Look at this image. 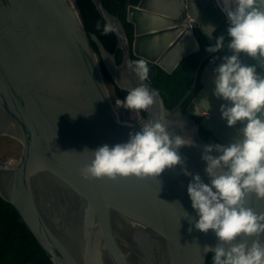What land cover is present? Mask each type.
<instances>
[{
  "label": "water",
  "instance_id": "1",
  "mask_svg": "<svg viewBox=\"0 0 264 264\" xmlns=\"http://www.w3.org/2000/svg\"><path fill=\"white\" fill-rule=\"evenodd\" d=\"M93 1L115 29V53L87 32L73 0H0V136L23 144L17 163L0 157V197L16 207L53 264H206L210 253L204 247L218 241L211 230L204 234L194 227L198 216L187 194L191 176L184 170L210 183L201 159L208 143L200 128L227 146L242 127L227 126L213 95L214 69L232 53L226 46L208 53L204 68L203 60L190 89L171 109L151 80L141 82L126 62L136 56L173 73L200 49L201 36L214 43L213 29L227 18L217 0H141L128 8L132 44L120 16L103 0ZM102 65L122 90L144 83L158 92L157 104L144 111L145 122L165 116L176 134L193 141L179 149L183 165L165 169L159 183L81 176L92 158L85 149L126 143L144 124L120 119ZM198 82L203 87L188 115L182 105ZM208 93L206 114L197 102ZM256 207L264 210V202Z\"/></svg>",
  "mask_w": 264,
  "mask_h": 264
},
{
  "label": "clouds",
  "instance_id": "2",
  "mask_svg": "<svg viewBox=\"0 0 264 264\" xmlns=\"http://www.w3.org/2000/svg\"><path fill=\"white\" fill-rule=\"evenodd\" d=\"M217 6L227 18L226 35H218L205 51L216 54L226 46L232 54L222 57L214 69L213 95L227 102L219 109L227 126L239 123L242 127L227 146H204L201 159L210 183L184 170V175L191 176L187 194L198 216L195 229L204 234L211 230L218 241L215 247L203 249L205 254L212 253V264H264V210L256 207L264 202V0H217ZM114 30L109 23L103 27L104 34ZM126 67L141 82L149 80L146 59L129 60ZM157 96L158 92L141 83L128 89L125 99L116 104L151 112ZM197 106L206 114L210 108L207 98ZM192 144L190 137L173 131L165 116L150 118L139 131L129 133L126 143L85 149L92 158L80 173L85 180L136 177L157 181L165 169L183 165L179 149Z\"/></svg>",
  "mask_w": 264,
  "mask_h": 264
},
{
  "label": "trees",
  "instance_id": "3",
  "mask_svg": "<svg viewBox=\"0 0 264 264\" xmlns=\"http://www.w3.org/2000/svg\"><path fill=\"white\" fill-rule=\"evenodd\" d=\"M140 1L141 0H103L109 12L111 11L112 14H118L120 16L132 44L135 37V27L134 24L128 20V8L130 5H138ZM76 5L87 32L97 35L106 49L109 52L115 53L118 38L113 31L104 34L103 27L106 22L98 12L94 1L77 0ZM98 23L100 24L99 29L97 28ZM227 27L228 22H226V20L222 21L213 33L214 39L221 33L226 35ZM199 43L200 49L187 55L173 73H168L158 65L148 62V67L150 69L149 80L158 88V91L164 98V102L169 109L173 108L190 89L198 67L208 54L205 49L209 46H213L215 41L213 44H209L204 37L201 36L199 38ZM92 45L99 53L96 43L92 42ZM137 59L139 58L136 56L132 58V60ZM122 61L123 53L122 51H118L117 63L121 64ZM206 61L207 60L203 61L202 69ZM102 69L107 83H112L114 85V94L125 98L127 91L120 89L114 84L110 74L103 65ZM202 87L203 85L198 82L191 96L182 105L184 113L190 115L188 106ZM140 112L145 118V112L142 110ZM196 121L200 122L201 118H196ZM200 134L208 144H214V142L220 144V142L212 136L211 132L203 127L200 128ZM0 264H53L45 250L38 243L31 229L23 221L16 207L2 197H0ZM206 264H212V253L208 255Z\"/></svg>",
  "mask_w": 264,
  "mask_h": 264
},
{
  "label": "rangeland",
  "instance_id": "4",
  "mask_svg": "<svg viewBox=\"0 0 264 264\" xmlns=\"http://www.w3.org/2000/svg\"><path fill=\"white\" fill-rule=\"evenodd\" d=\"M76 4L77 0H73ZM110 94H114V85L107 83ZM135 117L134 122H139L137 113L133 115ZM144 120V119H143ZM23 153V144L18 139L11 136H0V157L5 160H16L19 161Z\"/></svg>",
  "mask_w": 264,
  "mask_h": 264
},
{
  "label": "built area",
  "instance_id": "5",
  "mask_svg": "<svg viewBox=\"0 0 264 264\" xmlns=\"http://www.w3.org/2000/svg\"><path fill=\"white\" fill-rule=\"evenodd\" d=\"M227 22V19H226ZM112 97V103L114 108L117 110V112L119 113L120 119L124 122L129 121V122H134L135 117H133V115H135V113H137V117H138V121L139 123H145V118L142 116L140 111H132V110H128L126 108L123 107L122 104H116L117 100H121L123 101L125 98L121 97V96H117L115 94L111 95ZM144 119V120H143ZM12 163H17L18 161L12 159L9 160Z\"/></svg>",
  "mask_w": 264,
  "mask_h": 264
},
{
  "label": "bare ground",
  "instance_id": "6",
  "mask_svg": "<svg viewBox=\"0 0 264 264\" xmlns=\"http://www.w3.org/2000/svg\"><path fill=\"white\" fill-rule=\"evenodd\" d=\"M210 97H211V93H208V94H206L204 97H201V99H203V98H207L208 102H210ZM201 99H199V101H200ZM199 101H198L197 103H199ZM225 102H226V101H223V100L217 98V100H216V106H215L216 109L219 111L221 105L224 104Z\"/></svg>",
  "mask_w": 264,
  "mask_h": 264
},
{
  "label": "flooded vegetation",
  "instance_id": "7",
  "mask_svg": "<svg viewBox=\"0 0 264 264\" xmlns=\"http://www.w3.org/2000/svg\"><path fill=\"white\" fill-rule=\"evenodd\" d=\"M214 144H215V142H214ZM221 144V143H220Z\"/></svg>",
  "mask_w": 264,
  "mask_h": 264
}]
</instances>
